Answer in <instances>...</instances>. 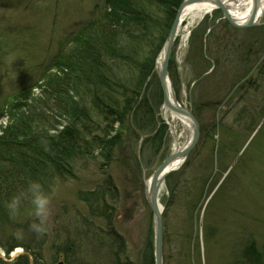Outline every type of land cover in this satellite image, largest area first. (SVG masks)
<instances>
[{"label":"rangeland","instance_id":"374dc122","mask_svg":"<svg viewBox=\"0 0 264 264\" xmlns=\"http://www.w3.org/2000/svg\"><path fill=\"white\" fill-rule=\"evenodd\" d=\"M106 1L0 0V135L8 127L13 133L18 129L32 133L41 154L52 153L59 133L74 120L65 117L64 101L54 102L35 85L56 72L68 38L97 7L103 11ZM152 11L161 17L158 8L149 7ZM191 18L178 23L168 76L173 101L191 112L200 137L158 193L162 263L249 264L244 258L249 247L256 256H264V18L238 28L218 5L205 18ZM98 32L100 37L111 33L110 45L123 50L127 58L124 62L102 57L120 86L139 85L142 76L137 98L149 108V115L142 112V123L132 115L123 124L107 125L90 112L94 136L86 141L88 150L82 149L68 166L67 156L61 157L62 173H52L44 163L37 183L12 176L3 179L0 264H22L17 261L26 254L23 246L32 249L39 264H114L111 231L121 239L122 264H144L149 250L156 264V222L146 182L176 146H184L187 136L175 118L180 115L165 106L160 87V62L168 36L161 43V31L153 30L154 35L145 38L131 22L106 25ZM134 61L144 66L142 74L124 64ZM77 91L81 96L68 88L66 94L90 110L88 92L83 93L82 87ZM108 140L110 150L99 148ZM106 183L116 190L114 201L108 198L111 224L107 227L87 217L96 226L91 227L96 241L81 242L80 227L90 214L83 199L105 191ZM36 195L48 201L40 215ZM66 245L77 247L68 253L69 260L61 253ZM10 247L12 253L21 251L7 256L4 248ZM28 258V264H37L33 256Z\"/></svg>","mask_w":264,"mask_h":264},{"label":"trees","instance_id":"16d2710c","mask_svg":"<svg viewBox=\"0 0 264 264\" xmlns=\"http://www.w3.org/2000/svg\"><path fill=\"white\" fill-rule=\"evenodd\" d=\"M182 2L183 0H107L104 6H102L105 10L103 9L101 11L100 7H97L92 12L89 21L81 26V28L79 27L80 29L68 38L67 49L61 52V57L57 60L59 62L55 64L56 72L48 74L46 79H43L45 80L43 84L35 85H40L38 89L43 95L49 94L48 97L53 96L54 98H51L54 102L64 101L62 103V109L65 112L64 115L74 121L69 123L59 133L57 144L52 146V153L45 156L41 154L39 144H33L35 137H32V133H19V129L13 133L9 127L6 130L1 129L3 135H0V151H2L0 153V182L12 176L21 182L28 181L30 183H37L40 180L39 169L43 167L44 163L50 167L52 173H62L65 163L68 166L77 153L80 151L83 152L82 149L88 150L86 141L88 138L93 139L94 136L93 132H91L92 128L90 127V124L94 125V122L90 118V112H96L99 118L102 117L104 123L107 125L114 123L123 124L132 115L138 123H142L144 121L142 120V112L144 111V116L149 115V111L146 110L149 108L143 106L137 98L140 96L142 76L139 77V85L136 84L135 86H130V88L120 86L121 84L118 82L120 80L110 75L109 68L105 69L106 64L102 60V57L105 54L106 57H115L124 60V62L127 58L122 56L123 50L120 51L115 45H110L109 41L112 42L113 39L111 33H106V35L100 37V31L98 32V30H102L106 25L116 27L120 23L126 25L131 22L133 26L138 28L139 33L143 31L142 33L147 35L145 38L148 39L153 30L161 31L160 42L162 43L171 30L174 18ZM145 6L147 9H143ZM149 7L158 8L161 12V17L155 16L153 11L149 12ZM123 18L124 21H122ZM124 64L133 69H137L141 74L144 72L142 71L144 66L140 62L139 64L137 61ZM81 87L84 90L83 93L88 92L87 96L90 98L89 105L92 108L87 111L84 109V106H80V102L76 103L70 97V94H66L68 88L69 92H75L77 97L81 96V94L78 95L77 91L79 89L81 90ZM65 94L68 98L63 100L62 97ZM10 103L11 101L9 100L7 105ZM91 121L93 123L89 124L88 122ZM104 132L108 135L106 129H104ZM97 140L98 138L94 139L95 142ZM104 145L99 148L102 149L103 147L107 151L110 150L108 147L110 145L109 140ZM27 152L33 153L34 155L32 154L31 156ZM66 156L68 160L65 163H61L60 158ZM52 173L50 172V174ZM115 191L113 185L107 184L105 191L103 189L98 191L96 195L89 194L87 196L88 198L83 199L84 203L89 207L90 214H87L86 218H83L84 222L82 224L80 223L82 235L85 237L80 236L81 242L87 240L94 245L96 241V235H94L91 229V227L96 228V226H91L88 221L89 219L94 218L98 222H105L107 227L110 226L111 210H109L108 198L114 201L116 197ZM108 234L110 235V241L114 244L111 249L112 251L114 249V254L112 255L113 257L115 255L114 264H122L118 260L121 239L118 235L113 234L112 231ZM66 246L61 253L66 260H69L68 253L70 251L73 253L74 249L77 250V247ZM23 247L26 250V254L17 263L28 264V256H33L35 262L39 264L40 258L38 259L34 255L32 249L29 246ZM4 250L6 255L9 256L14 251V247H10L9 249L4 248ZM244 258L246 260L248 259L249 264H264V256H256L250 247ZM83 263L84 261L78 264ZM123 264L133 263L128 261ZM144 264H154L153 253L150 250L144 256Z\"/></svg>","mask_w":264,"mask_h":264},{"label":"water","instance_id":"95a60500","mask_svg":"<svg viewBox=\"0 0 264 264\" xmlns=\"http://www.w3.org/2000/svg\"><path fill=\"white\" fill-rule=\"evenodd\" d=\"M198 1L201 0H187L185 2H183V4L181 5L178 14L176 16V19L174 21V24L171 27V30L169 32L167 41L164 49H163V54H162V61H161V70H160V84L162 87V91H163V96H164V104L167 108H169L171 111H173L175 114H178L180 116H183L187 119H189L191 121L192 124V129H193V135L192 140L190 142V144L188 146H186L184 149L180 150L178 149V146L175 149V152L170 155L163 163L162 165L156 169L157 171L155 172V174L153 175V185L151 187V191H149V193H147V198H148V202L150 204L151 210L155 216V222H156V248H155V255H156V264H163L162 263V240H163V219H162V210L158 207V193L160 190V186L162 185L163 180H165V178L167 177V175L171 172L166 171V168L168 167V165L170 164L171 161L177 159V158H182L183 162L185 160V157L188 156V154L191 152V150L194 148V146L196 145L199 136V128H198V123L196 121V119L194 118V116L191 114V112H189L187 110V108H182L179 105H177V103L175 101L170 100L167 94V88H166V82H168L169 79V74H168V67H169V63H170V59H171V53H172V49H173V45L175 42V38H176V33L178 30V26L180 23V17H181V12L182 9L191 3H196ZM213 3H215L216 5H218L221 9H223L224 11L226 9H224V6L222 5L220 0H210ZM204 2V0H203ZM257 2V0H256ZM227 18H229L230 20H232L227 12L225 11ZM238 28H244V27H251L254 25V20H252L251 22H249L246 25H238L237 23H234ZM175 171V170H174ZM165 172L164 176H161L162 173ZM163 179V180H162ZM150 198H152V200H149Z\"/></svg>","mask_w":264,"mask_h":264},{"label":"bare ground","instance_id":"6f19581e","mask_svg":"<svg viewBox=\"0 0 264 264\" xmlns=\"http://www.w3.org/2000/svg\"><path fill=\"white\" fill-rule=\"evenodd\" d=\"M221 2H222V5L224 6V9H226L225 11H227L228 13V16L235 23L239 25H246L252 20H254V24H256V22L259 23L261 19L264 18V0H257V2L256 0H222ZM216 8H217V5L210 0H204V2L203 0H201L196 3L193 2L191 4L186 5L182 9L180 20L181 21L185 20L186 18L190 16L192 17L191 19L193 21L196 20V17L205 18V15L212 13L213 11H215ZM166 88H167V94H168L167 97H169L170 100L173 101L174 95L171 90L172 83L170 80L166 82ZM175 118H177L179 122L182 123L184 129L187 131V136L185 138L186 142L184 146H181L179 148L180 150H182L186 146H188L192 140V138L190 137L192 135L191 133L192 124L185 117L175 116ZM182 163H183L182 158H177L171 161L168 167L166 168L165 172L166 171L173 172L174 170L179 169ZM165 172H163L161 176H164ZM153 180L154 179L151 178L147 180L146 182L147 189H148L147 193L151 191L150 189L153 185ZM164 182L165 180H163L162 186H160V189L161 187H163ZM149 200H152V198H150ZM20 251H21L20 249H17L14 253H12V256L17 255L18 253H20Z\"/></svg>","mask_w":264,"mask_h":264},{"label":"clouds","instance_id":"9594fccd","mask_svg":"<svg viewBox=\"0 0 264 264\" xmlns=\"http://www.w3.org/2000/svg\"><path fill=\"white\" fill-rule=\"evenodd\" d=\"M34 203L36 204L37 209H38L37 215H40L41 210H43L45 208V206L47 205L48 201H47L46 198H43V197H41L39 195H36L35 199H34Z\"/></svg>","mask_w":264,"mask_h":264}]
</instances>
